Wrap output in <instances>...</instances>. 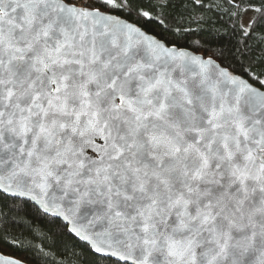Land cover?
<instances>
[{"label":"snow or ice","instance_id":"6c2138e0","mask_svg":"<svg viewBox=\"0 0 264 264\" xmlns=\"http://www.w3.org/2000/svg\"><path fill=\"white\" fill-rule=\"evenodd\" d=\"M11 221L34 264H264V0H0Z\"/></svg>","mask_w":264,"mask_h":264},{"label":"trees","instance_id":"16d2710c","mask_svg":"<svg viewBox=\"0 0 264 264\" xmlns=\"http://www.w3.org/2000/svg\"><path fill=\"white\" fill-rule=\"evenodd\" d=\"M217 27H220L217 25ZM4 237H8V242L5 241ZM15 239L19 243L13 244L11 239ZM32 240L23 224L15 221L8 223H0V251L14 255L22 260L27 257L26 262L34 264L31 260L33 253L27 251L29 242ZM34 243H40L39 240Z\"/></svg>","mask_w":264,"mask_h":264},{"label":"water","instance_id":"95a60500","mask_svg":"<svg viewBox=\"0 0 264 264\" xmlns=\"http://www.w3.org/2000/svg\"><path fill=\"white\" fill-rule=\"evenodd\" d=\"M0 255L7 256V257H15V258H18V257L14 256V255H10V254L4 253L2 251H0ZM18 259H20V258H18ZM26 264H31V263L26 262Z\"/></svg>","mask_w":264,"mask_h":264}]
</instances>
